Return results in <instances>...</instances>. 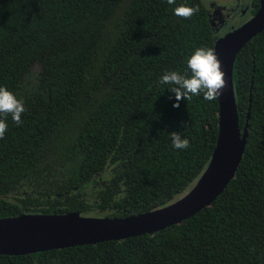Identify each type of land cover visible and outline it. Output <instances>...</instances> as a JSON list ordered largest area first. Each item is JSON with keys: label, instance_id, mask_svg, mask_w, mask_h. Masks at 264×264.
Here are the masks:
<instances>
[{"label": "trees", "instance_id": "16d2710c", "mask_svg": "<svg viewBox=\"0 0 264 264\" xmlns=\"http://www.w3.org/2000/svg\"><path fill=\"white\" fill-rule=\"evenodd\" d=\"M248 17L258 0H241ZM198 6L190 19L174 14ZM203 0H0V86L24 102L0 139V218L125 217L185 193L217 136V99L181 100L159 77L184 73L219 32ZM190 74V73H189ZM243 153L221 193L153 233L0 254V264H264V28L235 55ZM190 147H172L169 133Z\"/></svg>", "mask_w": 264, "mask_h": 264}, {"label": "water", "instance_id": "95a60500", "mask_svg": "<svg viewBox=\"0 0 264 264\" xmlns=\"http://www.w3.org/2000/svg\"><path fill=\"white\" fill-rule=\"evenodd\" d=\"M209 21L211 19L209 16ZM212 25V23H211ZM264 28V0L236 27L218 36L213 50L221 61L226 88L217 98V136L210 158L192 186L170 203L125 217L65 213H22L0 218V254L21 255L38 251L89 244L104 240L153 233L208 206L233 177L247 136L238 115L232 84V66L237 52Z\"/></svg>", "mask_w": 264, "mask_h": 264}, {"label": "clouds", "instance_id": "9594fccd", "mask_svg": "<svg viewBox=\"0 0 264 264\" xmlns=\"http://www.w3.org/2000/svg\"><path fill=\"white\" fill-rule=\"evenodd\" d=\"M167 4H175V0H166ZM199 12L198 6L180 5L174 8V14L184 19H190ZM184 73L175 70L165 71L159 77L161 85L175 95L173 107L178 108L181 100H191L193 96L203 95V99L215 101L226 88L225 73L221 61L212 48L197 47L186 59ZM190 73V74H189ZM26 111L24 102L6 87L0 86V139L7 131L6 118L11 117L16 125L23 123L21 116ZM172 147L184 150L190 147L187 137L179 132L169 133Z\"/></svg>", "mask_w": 264, "mask_h": 264}, {"label": "flooded vegetation", "instance_id": "af4514ba", "mask_svg": "<svg viewBox=\"0 0 264 264\" xmlns=\"http://www.w3.org/2000/svg\"><path fill=\"white\" fill-rule=\"evenodd\" d=\"M244 8H247V7L245 6V3L242 4L241 0H234L232 6L229 5V8L228 7L223 8L221 6H216L215 4L211 3L210 10H209V12H211V13H208V15L210 16L212 25L215 28L220 27L218 29L220 31L223 26L228 25L227 24V22L229 20L228 18H230L232 13H233V16L239 15V12H242V10ZM242 15H245V13H243ZM240 16L241 15H239V17ZM247 18H245V19H247Z\"/></svg>", "mask_w": 264, "mask_h": 264}, {"label": "rangeland", "instance_id": "374dc122", "mask_svg": "<svg viewBox=\"0 0 264 264\" xmlns=\"http://www.w3.org/2000/svg\"><path fill=\"white\" fill-rule=\"evenodd\" d=\"M203 2H205L206 6L208 5L207 8H208V11H209L210 10V6H211V3L215 4L216 6H221L223 8H227V7L229 8V5L232 6L234 0H203ZM246 9L247 8H244L242 10V12H239V15H241L240 17H239V15H234L233 16V13L232 14L230 13L231 16H230V18H228L229 19L228 22H227L228 25L223 26L220 31L218 30L220 27L215 28L212 25L215 28L216 31H219V36L222 35L224 32L228 31L231 27H236L237 25H239L240 23H242L243 20L248 17L247 14L242 15L243 13L246 12ZM209 13H211V12H209Z\"/></svg>", "mask_w": 264, "mask_h": 264}]
</instances>
